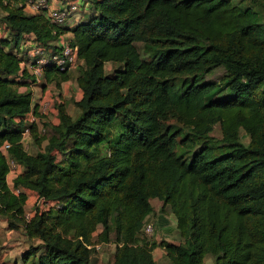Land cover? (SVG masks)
I'll return each mask as SVG.
<instances>
[{
    "label": "trees",
    "instance_id": "1",
    "mask_svg": "<svg viewBox=\"0 0 264 264\" xmlns=\"http://www.w3.org/2000/svg\"><path fill=\"white\" fill-rule=\"evenodd\" d=\"M85 1L87 19L66 28L0 0L10 36L0 41V215L38 241L15 264H101L88 247L97 233L114 239L111 264H156V247L170 264H264V0ZM67 31L83 61L79 113L56 103L58 123L48 137L32 128L47 143L31 154L20 137L32 92L18 90L30 83L13 49L26 34L48 45ZM217 68L221 79H206ZM69 70L48 67L44 81L59 89ZM6 142L24 168L13 187L54 203L30 219L26 194L6 182ZM152 199L182 244L141 236Z\"/></svg>",
    "mask_w": 264,
    "mask_h": 264
},
{
    "label": "built area",
    "instance_id": "2",
    "mask_svg": "<svg viewBox=\"0 0 264 264\" xmlns=\"http://www.w3.org/2000/svg\"><path fill=\"white\" fill-rule=\"evenodd\" d=\"M59 2L64 3L63 1ZM19 5L23 7V10L27 14H44V17L49 22L61 26L72 13H79L81 10H88L89 3L85 0H70L63 8H61L57 5H52L51 0H21ZM9 37L7 27L5 23L1 21L0 41L8 39ZM50 44L42 45L35 41L32 35L26 34L23 36L18 48L13 49V52L20 59L21 70L19 75L22 76L26 73L29 75V80L25 78L26 81L33 86L36 85L39 87V94L37 98L32 96L31 108L23 119L24 124L21 131L20 143L28 153H30V144L33 141L32 128L36 126L39 135L46 134L47 130L43 122L48 123L49 118L56 115V103L61 101L58 99L54 101L49 98L47 96L49 90L40 87L45 82L44 73L46 69L48 67H55L60 70H65L67 68L71 69L76 66L78 61L76 49L70 46L69 41L64 42L58 47ZM9 147L10 144L6 142L2 145L1 149L8 164L7 176L11 175L12 180H14L21 173L20 168L22 165L10 157L8 153ZM10 190L14 194L22 192L21 187H12ZM36 198L37 201L35 202L34 207L36 205L47 210L54 205L50 200L37 196ZM25 218L30 219L26 214ZM153 230L152 223H145L142 231L145 235H151ZM101 245V243H97L89 245L88 247H93L95 250H99Z\"/></svg>",
    "mask_w": 264,
    "mask_h": 264
},
{
    "label": "rangeland",
    "instance_id": "3",
    "mask_svg": "<svg viewBox=\"0 0 264 264\" xmlns=\"http://www.w3.org/2000/svg\"><path fill=\"white\" fill-rule=\"evenodd\" d=\"M244 2L249 3V0H244ZM89 12V11H88ZM2 15V12L0 11V16ZM1 22V21H0ZM137 46L141 49V44L138 43ZM115 65L113 63H106L105 65V71L106 73H109L112 71L113 67ZM80 66L77 65L76 67L70 69V82L68 83L67 92L70 94L71 101L67 100V104H69L71 113L75 110L74 99H76L75 93L78 92V86L76 83V76L78 74V68ZM224 74V70L222 68H217L213 72V74L208 75L206 79L213 80V81H219L221 77ZM45 83V82H44ZM54 84L50 83V90L47 93V96L51 99L55 100H62V97H59L58 91L53 89ZM60 90V89H59ZM58 94V95H57ZM62 96V95H61ZM54 118L51 116L48 120L49 126L47 127L46 136L48 137L51 133V126L54 124ZM48 129H50L48 131ZM211 136L215 137L216 139L220 138V128L219 124H215L213 127V130L211 132ZM240 137L241 141L243 143H248L249 137L245 134L243 130L240 131ZM37 201V198L33 199L32 203H29V206L26 208L27 212L33 213L34 210V204ZM153 205L155 207V211L152 215L147 217L146 223H152L153 224V232L151 235H145L142 231L141 236L152 242L156 241L159 242L161 240H166L171 243L176 244H182L184 242L183 238L178 234L176 229V223L175 218L173 214L166 208L163 211L160 210L161 204L158 201H153ZM3 217L0 216V263L2 261V258L6 256V259L4 263L6 264H15L16 261L18 263L20 262V258L24 252L27 251V249L30 246H36L38 244V241L36 239H29L27 236L23 233V231L20 228L13 229L12 231L8 230L6 228V225H3L2 222ZM101 229V225L98 227ZM98 233L95 234L93 241L94 243H100L97 241ZM101 247L99 250L95 251V256L97 258V261L101 264H111L113 262L114 253L116 249V244L114 242V239L111 237V240L109 242H102ZM11 252V253H10ZM23 252V253H22ZM10 253V254H9ZM9 254V255H5ZM153 257L156 260V264H170V261L165 255V251L161 247H156L153 250ZM204 264H214V257L207 255L204 258Z\"/></svg>",
    "mask_w": 264,
    "mask_h": 264
},
{
    "label": "crops",
    "instance_id": "4",
    "mask_svg": "<svg viewBox=\"0 0 264 264\" xmlns=\"http://www.w3.org/2000/svg\"><path fill=\"white\" fill-rule=\"evenodd\" d=\"M59 1H63L64 3H60ZM70 0H51V3H52V5H57L58 7H61V8H63L65 5H66V3L67 2H69ZM60 3V4H59ZM87 17H88V10H81L79 13H72L71 15H70V17L65 21V23L64 24H62L61 26L62 27H66V28H71V27H73L74 25H76L77 23H79V22H82V21H84V20H86L87 19ZM72 36H73V34H72V32L71 31H67V32H65V33H63V34H61L56 40H53V41H51V44L50 45H53V46H60V45H62L64 42H66V41H70L71 40V38H72ZM77 65H79V66H82L83 65V61L82 60H80V59H78V61H77V64H76V66ZM75 66V67H76ZM74 68V67H73ZM72 69V68H71ZM70 82V79L68 80V81H65V82H63V83H61V85H60V90L58 89V88H56V87H53V89H54V91L55 90H57L58 91V94H59V97H62V100H61V102L65 105V108H66V111H67V113L72 117V118H75L77 115H78V113H79V109L75 106V110H74V112L73 113H71V111H70V107H69V104H67V100H69V101H71V95L70 94H68V92H67V88H68V83ZM77 83V82H76ZM52 84V83H51ZM55 86V85H54ZM78 86V85H77ZM42 89H45V90H50V84H46V83H44V84H42L41 86H40ZM20 92H27V91H31L32 92V96H34L35 98H37V96H38V94H39V87L38 86H36V85H28V86H20L19 87V89H18ZM44 90V91H45ZM57 94V95H58ZM62 95V96H61ZM75 95H76V99H74V102L75 101H77V100H79L81 97H82V91H81V89L78 87V92H76L75 93ZM74 105V104H73ZM53 118H54V124L53 125H56L57 123H58V119L56 118V115L55 116H53ZM46 143H47V139H45V140H43L41 143H40V145L38 146L34 141H32L31 142V144H30V149H29V152L31 153V154H36L37 152H41V151H43L44 150V147H45V145H46ZM23 170H24V168H23V166L20 168V172L22 173L23 172ZM6 182H7V185H8V187L9 188H12L13 187V180H12V177H11V175L9 176H7L6 177ZM22 192H24L25 194H26V202H25V205H24V212H25V214L26 215H28L29 217H31L32 216V212H30V213H28L27 212V207L29 206V203H32V201H33V199L35 198V196H37L36 195V193L34 192V191H32V190H29V189H23L22 188ZM158 201L160 204H161V202L159 201V200H157V199H152L151 200V203H152V205H153V201ZM154 206V205H153ZM154 209H155V207H154ZM1 217H3V219L4 220H2V222H3V225L5 224L6 225V228H8V222H7V219L4 217V216H2V215H0ZM149 217V216H148ZM147 219V218H146ZM99 227V226H98ZM20 229L22 230V228L20 227ZM99 229V228H98ZM8 230H10V231H12L13 229H9L8 228ZM100 230V229H99ZM23 231V230H22ZM24 233V232H23ZM94 236H95V234H94ZM93 236V237H94ZM11 253V252H10ZM9 253V254H10ZM23 253V252H22ZM9 254H5V255H9ZM6 259H10V258H6V256H4L3 258H2V261H1V263L0 264H6V263H4V261L6 260ZM16 262H18V261H16Z\"/></svg>",
    "mask_w": 264,
    "mask_h": 264
}]
</instances>
